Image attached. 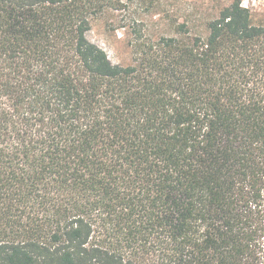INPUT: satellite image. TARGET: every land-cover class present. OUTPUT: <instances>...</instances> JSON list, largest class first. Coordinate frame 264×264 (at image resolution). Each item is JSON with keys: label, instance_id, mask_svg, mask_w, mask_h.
<instances>
[{"label": "trees", "instance_id": "16d2710c", "mask_svg": "<svg viewBox=\"0 0 264 264\" xmlns=\"http://www.w3.org/2000/svg\"><path fill=\"white\" fill-rule=\"evenodd\" d=\"M105 0H0V264H264V19L88 38Z\"/></svg>", "mask_w": 264, "mask_h": 264}, {"label": "rangeland", "instance_id": "374dc122", "mask_svg": "<svg viewBox=\"0 0 264 264\" xmlns=\"http://www.w3.org/2000/svg\"><path fill=\"white\" fill-rule=\"evenodd\" d=\"M232 0H105L104 11L94 20L88 38L101 45L113 61L129 56L128 40L134 27L152 34L167 31L170 24L188 21L199 28ZM256 20L264 19V0H242Z\"/></svg>", "mask_w": 264, "mask_h": 264}]
</instances>
